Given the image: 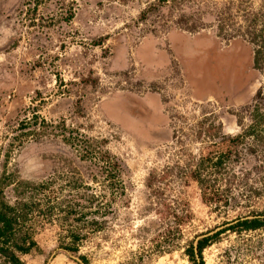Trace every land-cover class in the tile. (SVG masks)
I'll return each mask as SVG.
<instances>
[{"label": "rangeland", "instance_id": "1", "mask_svg": "<svg viewBox=\"0 0 264 264\" xmlns=\"http://www.w3.org/2000/svg\"><path fill=\"white\" fill-rule=\"evenodd\" d=\"M262 28L264 0H0V180L44 186L20 259L264 264Z\"/></svg>", "mask_w": 264, "mask_h": 264}, {"label": "trees", "instance_id": "2", "mask_svg": "<svg viewBox=\"0 0 264 264\" xmlns=\"http://www.w3.org/2000/svg\"><path fill=\"white\" fill-rule=\"evenodd\" d=\"M264 35V28L259 32V36ZM254 67H258L260 59L264 60V41L259 43L255 49ZM264 62V61H263ZM256 121L249 130L250 135L255 141L264 140V112L256 114ZM239 154L238 157L239 158ZM225 159L219 156L215 162H211L210 159H201L200 169L198 171V184L200 188L204 189L205 184L209 181H215V177L218 178L222 175V164ZM233 177L237 176V172L232 173ZM8 177L3 176L0 180V264H26L19 257L21 254H27L35 246L33 239V218L36 212H40V203L36 201L37 194L41 190L43 185H33L30 183L18 182L14 186V190L18 195H26L27 190H33L26 199H21L14 203H11L6 199L4 195L3 187L8 185L6 181ZM37 195V196H36ZM49 210V208H48ZM42 211V210H41ZM45 212V211H44ZM240 225L246 229H256L262 225V221L258 218L245 219L240 222ZM207 238L198 241L196 245V252L193 247L188 251L190 258L196 262L195 254L198 258H201V251L207 242ZM198 264H201L198 262Z\"/></svg>", "mask_w": 264, "mask_h": 264}]
</instances>
